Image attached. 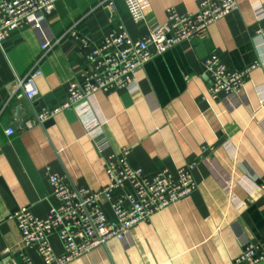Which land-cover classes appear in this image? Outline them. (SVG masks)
Instances as JSON below:
<instances>
[{"label":"crops","instance_id":"crops-1","mask_svg":"<svg viewBox=\"0 0 264 264\" xmlns=\"http://www.w3.org/2000/svg\"><path fill=\"white\" fill-rule=\"evenodd\" d=\"M202 1L141 0L146 19L137 24L123 0H112V7L108 0H59L48 18L59 44L42 51L24 29L0 47V263L24 264L10 218L28 208L44 219L57 206L48 174L98 191L108 184V159L123 149L130 166L149 179L194 164L197 190L123 241L70 264H234L247 243L264 239V0H237L238 10L212 25L206 38L182 43L137 71L131 91L98 93L79 111L37 123L42 112L67 103L69 84L87 67L70 31L101 46L123 26L141 40L166 22L168 9L193 15ZM213 56L229 69L257 67L241 91L213 100L204 67ZM37 69L38 97L19 99L17 80ZM50 242L61 255L57 236ZM28 254L42 264L36 251Z\"/></svg>","mask_w":264,"mask_h":264},{"label":"built area","instance_id":"built-area-1","mask_svg":"<svg viewBox=\"0 0 264 264\" xmlns=\"http://www.w3.org/2000/svg\"><path fill=\"white\" fill-rule=\"evenodd\" d=\"M59 0H0V47L12 33L30 29L38 39L42 51L59 44L50 31L48 18L54 13ZM112 7V0H108ZM131 19L139 24L146 15L141 0H123ZM237 0H204L195 14H179L174 8L167 10V20L141 40H133L123 26L106 37L101 46L93 45L76 31L72 38L80 41L85 51L87 67L80 79L68 87L67 103L54 111H44L37 117L42 124L65 110L79 111L98 93L131 91L137 71L166 52L185 42L204 39L209 28L238 10ZM211 77L208 94L213 100L241 91L250 73L227 68L218 57L204 61ZM40 70L17 80L18 98L36 99V84ZM34 124H29L32 127ZM8 137L14 130L6 132ZM107 148V147H106ZM130 152L123 149L112 155L105 167L108 184L98 191L71 187L61 177L48 174L52 195L57 206L46 218L35 217L28 208H22L10 220L17 223L20 233L19 256L24 264H34L28 252L36 251L42 264H70L90 252L105 247L112 241H123L138 225L153 216L189 198L196 190L193 172L195 165L181 169L177 174L161 171L149 179L142 169L130 166ZM264 193V186H262ZM109 209L112 218L107 215ZM56 235L63 248L58 255L50 237ZM264 263V239L247 243L234 264Z\"/></svg>","mask_w":264,"mask_h":264},{"label":"water","instance_id":"water-1","mask_svg":"<svg viewBox=\"0 0 264 264\" xmlns=\"http://www.w3.org/2000/svg\"><path fill=\"white\" fill-rule=\"evenodd\" d=\"M17 113H19V111H17ZM17 119L20 121L19 125L24 128L25 127V124H26L25 121L24 120H21L20 117H17ZM0 264H14V263H12L9 260H6V261H4V262H2Z\"/></svg>","mask_w":264,"mask_h":264}]
</instances>
